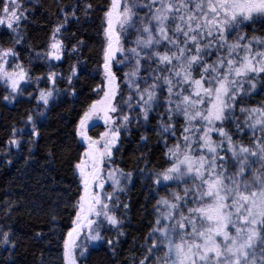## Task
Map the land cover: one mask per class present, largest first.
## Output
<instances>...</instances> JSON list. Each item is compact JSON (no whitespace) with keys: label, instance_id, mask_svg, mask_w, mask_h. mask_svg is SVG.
Listing matches in <instances>:
<instances>
[{"label":"snow or ice","instance_id":"snow-or-ice-1","mask_svg":"<svg viewBox=\"0 0 264 264\" xmlns=\"http://www.w3.org/2000/svg\"><path fill=\"white\" fill-rule=\"evenodd\" d=\"M29 4L0 0V82L7 92L0 99L35 101L19 121L23 126L11 127L4 156L15 149L28 168L43 153L41 170L50 168L56 145L41 148L42 129L52 108L71 98L69 135L77 154L68 166L77 192L69 197L60 264H82L97 245L118 254L131 210L130 198L121 196L137 181L149 192L146 212L155 199L153 219L122 264H264V99H253L264 97V36L239 31L264 29V0H110L95 69L101 82L90 94L77 87L87 70L78 54L87 45L77 39L79 28L69 29L81 15L89 19L91 0H56L42 51L26 47ZM70 57L77 59L67 74L55 70ZM34 61L47 71L33 77ZM97 127L103 131L93 132ZM141 128L155 135V144L140 134L136 166L125 171L121 149ZM14 163L0 159V165ZM161 189L165 195L157 197ZM19 207L10 199L0 205V264H17L20 241L7 221ZM113 229L116 239L105 235ZM35 264L49 262L41 253Z\"/></svg>","mask_w":264,"mask_h":264},{"label":"trees","instance_id":"trees-1","mask_svg":"<svg viewBox=\"0 0 264 264\" xmlns=\"http://www.w3.org/2000/svg\"><path fill=\"white\" fill-rule=\"evenodd\" d=\"M63 2L68 3L69 0H63ZM91 2L95 10L89 14V19L85 21L81 15V23L73 25L69 29L70 34L79 28L77 39H83L87 45L81 50L82 54H78L79 59L87 61V70L80 73V81L77 84V87L82 88L86 94H90V90L101 82L100 78L96 77L95 69L102 43L100 38L101 17L103 8L110 0H91ZM26 6L33 9L25 25L28 37L26 47H33L37 51H42V45L47 40L51 26L56 20V0H32V4ZM253 27L259 29V25H253L252 27L241 28L239 31L246 32L249 36H264V29L253 32ZM66 43L71 46L76 41L71 40L70 42L66 41ZM76 59L77 57L66 59L55 70L67 74L70 65L76 64ZM24 63L29 66L27 53L24 55ZM32 68L31 74L33 76L41 75L47 71V67L41 66L39 61H34ZM40 87H47V85L42 83ZM33 91L34 88L28 89V92ZM4 95L5 91L0 88V98ZM83 98L82 96L81 99ZM253 99L259 101L264 97L257 96ZM245 103L249 102L245 101ZM34 104L35 101L29 103L26 99H21L19 103L15 104H8L0 99V159L7 158L15 161L13 165H0V205L9 199L20 204L19 209L12 214L11 220L7 221L13 225L20 241L17 249V264H25V262L26 264H35L41 253L49 264L51 262L60 264L57 259L59 256L57 248L62 244L61 234H66V225L69 224L72 215L69 197H74L77 192V185L73 182L68 166V161L77 154L76 144L69 135L72 127L71 121L74 117L72 112L74 104L71 98H68V101L58 104L48 113L47 126L42 129L44 139L40 141V145L42 149H46L52 148L55 144L56 159L51 163L50 168L43 171L41 170V165L44 163L43 153L38 157L40 163L28 168H25L24 160L18 158L15 149H12V156H4V153L8 151L7 141L10 138L11 127L13 125L22 127L23 125L19 121L25 111L32 108ZM75 107L79 108V105L77 104ZM102 130V127H97L93 129V132ZM140 134L151 136L150 143L155 144V135L151 132L145 133L142 128L139 132L133 133L129 140H125L121 149L124 163H119L121 156L117 154L119 167L124 168L125 171H130L136 166L135 158L139 155L137 146ZM160 155L161 151L155 153L153 165L159 161ZM140 166L143 167V164ZM47 177H54L55 179H47ZM69 186L71 191H65ZM156 195L157 197L163 196L165 191L161 189ZM148 196V189L144 188L139 181L130 187L126 196H121L125 202L130 198L131 210L127 213L124 228L121 229L127 233V236L120 237L122 243L118 254L113 257L107 251V245L104 247L97 245L99 250H92L87 260H84L82 264H122V261L129 256L133 239L135 238L138 243H143V238L149 232L150 221L153 219L151 208L155 203V199L148 200V211L146 212L144 206ZM53 217L55 222H53ZM2 220L3 216L0 213V221ZM36 232H43L46 239L42 242L31 239L33 233ZM105 235L111 239H116L117 232L113 229ZM4 255L7 254L4 253Z\"/></svg>","mask_w":264,"mask_h":264},{"label":"rangeland","instance_id":"rangeland-1","mask_svg":"<svg viewBox=\"0 0 264 264\" xmlns=\"http://www.w3.org/2000/svg\"><path fill=\"white\" fill-rule=\"evenodd\" d=\"M0 30H3L2 28H0ZM26 67H28L27 65H26ZM32 75V74H31ZM33 76V75H32ZM37 76V75H36ZM39 76V75H38ZM33 77H35V76H33ZM42 84V83H41ZM0 88H2V89H4V85H3V83L2 82H0ZM34 88V87H33ZM5 91V90H4ZM5 95H7V92H5ZM6 103H8V102H6ZM8 104H12V103H8ZM103 131V130H102Z\"/></svg>","mask_w":264,"mask_h":264},{"label":"flooded vegetation","instance_id":"flooded-vegetation-1","mask_svg":"<svg viewBox=\"0 0 264 264\" xmlns=\"http://www.w3.org/2000/svg\"><path fill=\"white\" fill-rule=\"evenodd\" d=\"M0 31H2V30H0ZM4 90V89H3Z\"/></svg>","mask_w":264,"mask_h":264}]
</instances>
